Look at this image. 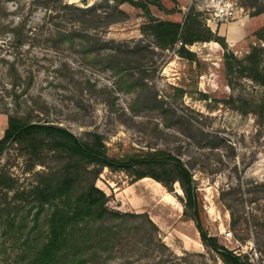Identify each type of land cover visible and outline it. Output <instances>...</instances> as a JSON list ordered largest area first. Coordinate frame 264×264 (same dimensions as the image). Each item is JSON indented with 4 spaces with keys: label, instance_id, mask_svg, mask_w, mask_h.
I'll return each instance as SVG.
<instances>
[{
    "label": "rangeland",
    "instance_id": "obj_1",
    "mask_svg": "<svg viewBox=\"0 0 264 264\" xmlns=\"http://www.w3.org/2000/svg\"><path fill=\"white\" fill-rule=\"evenodd\" d=\"M232 1L243 11L226 27L238 26L244 34L241 41L232 44L225 38V48L215 41L195 43L188 47L196 55L197 62L192 63L174 50L153 47L154 54L146 58L143 70L132 69L131 75L120 76L104 68L97 53L84 54L78 38L73 44L61 43L57 33L81 27L73 8L93 6L102 21L96 29H87L89 34L104 41L148 44L151 39L141 33L146 22L141 9L125 2L117 6L121 15L107 18L105 11H113L114 0L106 2L109 7L105 0H0V139L8 113L32 108L33 121L58 124L78 138L89 131L98 132L110 154L167 150L192 167L198 214L207 232L251 264H264V120L259 125L253 112L243 114L235 108L240 96L264 106V87L236 74L229 76L224 68L225 53L241 58L250 44H256L254 33L264 26V13L252 16L241 0ZM160 2L171 12L150 5L154 16L182 22L193 8L204 27L220 35L221 25L208 26V15L190 0ZM20 24L23 27L16 35L7 32ZM18 35L25 39L21 46L15 43ZM12 61L23 76L33 77L25 92L21 86L12 88L7 73ZM136 83L145 85L136 87ZM200 92L208 95V102ZM198 129L217 132L233 146L235 157L230 158V150L225 148L209 151L195 146L190 133ZM26 160L11 146L0 157V169L16 180L15 189L7 192V204H2L9 213L0 218V264H24L32 239L42 238L44 210L36 222V203L14 195L34 185V173L44 169L36 164L27 170L34 159ZM203 164H207L204 169ZM95 185L108 197L110 209L147 214L158 228L157 237L169 249L151 255L143 248L140 252L139 246L132 255L113 254L109 264H173L175 257H181L177 264H225L202 245L195 223L182 217L178 183L168 192L150 177L133 182L121 172L103 169ZM232 186L244 200L233 207V217L220 200L221 192Z\"/></svg>",
    "mask_w": 264,
    "mask_h": 264
},
{
    "label": "trees",
    "instance_id": "obj_2",
    "mask_svg": "<svg viewBox=\"0 0 264 264\" xmlns=\"http://www.w3.org/2000/svg\"><path fill=\"white\" fill-rule=\"evenodd\" d=\"M114 1L113 11H105L104 15H121L117 6L125 2L141 9L146 17V22L141 25V33L151 39L150 43L137 41L130 45L127 42L104 41L96 34H89L86 30L96 29L102 21L93 6L73 8L81 27L78 30L59 31L57 40L73 44L78 38L84 54L97 53L101 57L99 61L104 63L103 67L120 76L131 75L132 69L143 70L146 58L154 54L153 47L174 50L190 63L197 62L195 53L188 48L195 43L215 41L221 47H226L225 38L204 27L199 20V13L193 8L182 22H177L152 14L150 5L166 13L171 12L163 7L160 0ZM106 2L108 0L104 3L109 7ZM45 3V7H48ZM241 5L252 10V16L264 13V0H241ZM64 7L69 8L68 5ZM22 27L20 24L7 29V32L16 35ZM20 37L16 36L17 46L25 42L24 37ZM254 37L256 44H250L243 57L239 58L232 52L224 54V68L229 76L236 74L238 78H246L256 86L264 87V26L254 33ZM8 64L7 73L12 88L21 86L23 92L28 90L32 85V75L23 76L14 61ZM136 84V87L145 85ZM200 96L208 102V95L200 92ZM237 101L239 106L235 108L240 113L253 112L257 123L262 124V103L241 96ZM32 113V108L25 113H19L18 109L8 113L7 128L0 139V157L11 146L18 149L19 155L25 156L28 161L34 159L27 165V170H32L36 164L44 166L43 170L34 173V185L14 194L15 198L26 203H36L39 208L35 215L36 222L37 216L44 210L42 238L32 239L29 246L25 243L30 254L24 259V264H109L113 254L124 252L132 255L139 246L140 252L143 248L150 251L151 255L169 251L157 237L158 228L147 214L121 213L108 207V197L95 185L103 169L121 172L133 182L150 177L161 183L168 192L172 191L174 183H178L184 206L182 217L195 223L202 245L213 251L225 264H251L245 256L229 250L216 236L207 232L198 214V189L192 177V167L185 165L179 157L163 149H138L110 154L98 132L89 131L84 138H78L58 124L33 121ZM194 134L198 137H194ZM190 136L195 139L193 143L198 148L209 151L225 148L230 150V158L235 157L233 146L217 132L198 129L192 130ZM202 166L204 169L207 164ZM15 183L16 180L4 168L0 169V218L9 213L8 207L2 204H7V192L15 189ZM235 187L222 191L220 196L222 203L231 210V217L235 216L233 207L244 203L243 194L237 195ZM180 258L175 257L176 262L173 264H177Z\"/></svg>",
    "mask_w": 264,
    "mask_h": 264
},
{
    "label": "built area",
    "instance_id": "obj_3",
    "mask_svg": "<svg viewBox=\"0 0 264 264\" xmlns=\"http://www.w3.org/2000/svg\"><path fill=\"white\" fill-rule=\"evenodd\" d=\"M198 10L204 11L207 15L208 26L228 25L238 19L243 11L238 4L232 0H190ZM230 237V233H226Z\"/></svg>",
    "mask_w": 264,
    "mask_h": 264
},
{
    "label": "crops",
    "instance_id": "obj_4",
    "mask_svg": "<svg viewBox=\"0 0 264 264\" xmlns=\"http://www.w3.org/2000/svg\"><path fill=\"white\" fill-rule=\"evenodd\" d=\"M219 34L232 44L238 43L244 38V34L238 26L226 27V25H223L219 28Z\"/></svg>",
    "mask_w": 264,
    "mask_h": 264
}]
</instances>
